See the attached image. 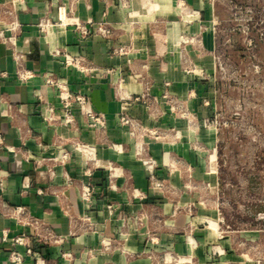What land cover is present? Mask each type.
<instances>
[{
    "label": "crops",
    "instance_id": "1",
    "mask_svg": "<svg viewBox=\"0 0 264 264\" xmlns=\"http://www.w3.org/2000/svg\"><path fill=\"white\" fill-rule=\"evenodd\" d=\"M12 1L0 0V33L11 39H0V264H12V250L24 255L22 264H36L26 245L13 244L21 234L44 264H262L259 231L225 229L214 197L217 135L205 125L216 91L214 0ZM61 5L69 16L106 20L113 35L81 40L71 27L56 26L44 37L40 19L56 20ZM14 48L32 72L27 81L17 77ZM56 49L85 57L93 70L66 67ZM46 73L86 94L104 126L88 122L77 105L75 127L61 124ZM143 93L150 110L134 100ZM47 104L55 108L52 124L43 117ZM124 110L157 137H130L119 121ZM146 159L161 189L151 186ZM88 183L90 204L80 196ZM16 206L25 208L22 222Z\"/></svg>",
    "mask_w": 264,
    "mask_h": 264
},
{
    "label": "rangeland",
    "instance_id": "2",
    "mask_svg": "<svg viewBox=\"0 0 264 264\" xmlns=\"http://www.w3.org/2000/svg\"><path fill=\"white\" fill-rule=\"evenodd\" d=\"M214 2L216 91L205 123L217 135L214 197L224 228L259 231L264 251V0Z\"/></svg>",
    "mask_w": 264,
    "mask_h": 264
},
{
    "label": "built area",
    "instance_id": "3",
    "mask_svg": "<svg viewBox=\"0 0 264 264\" xmlns=\"http://www.w3.org/2000/svg\"><path fill=\"white\" fill-rule=\"evenodd\" d=\"M15 1H23V0H13L12 4H15ZM120 4L122 5L121 1ZM68 14L69 13L66 11L65 7L61 5L58 8V16L56 20H52L49 17H43L42 19H40L38 26L43 36L44 37L49 36L50 31H53L54 27L56 26L71 27L81 40H84L91 35H99L104 38H109L113 35L114 32L113 27L106 20H102L98 22L92 19L82 20L77 17L69 16ZM0 39L5 43L11 41L10 38L3 37L2 33H0ZM117 50L118 52H124L125 49L124 47H120ZM14 55L18 63V69L16 72L17 77L22 81H27L32 76V72L25 70L23 68L22 61L24 59V53L22 52L21 49L14 48ZM53 55L61 57L62 63L66 67H72L84 73L91 72L93 70L92 67L88 65L86 58L83 56H73L64 49L54 50ZM45 84L56 93V97L58 98L61 104L62 107V114L60 118L61 124L68 125L70 127H75L76 121L73 113V107L77 105L81 111V114L88 122L95 121L97 123H100L102 126H104L105 116L101 113L96 112L93 109L90 99L86 94L74 92L70 88L65 78L57 76L53 73H46ZM134 100L144 103L149 110L153 106V101L148 93H143L142 95L135 97ZM169 102L171 103L172 109L175 110L176 106H175V102H173V99H169ZM54 112H55V108L53 104H47L45 113L43 114L44 120L47 123L52 124L55 122ZM119 121L121 125L127 129L130 137H132L135 141H137L139 137H142L144 135L150 136L151 138L157 137L158 131L145 127L142 121L139 118H137L132 112L125 110L122 111L119 115ZM1 138L2 137L0 135V140ZM75 149L84 153L88 157L92 156V148L87 144L77 143V145H75ZM143 149H144L143 144H139V145L137 144V152L139 155L142 154ZM68 157L69 155L66 152L57 160L60 163L64 164L65 160L68 159ZM144 163L150 173L151 186L154 189H161L163 183L162 180L158 179L155 176L154 166L152 161L150 159H146L144 160ZM4 184H5L4 177L1 176L0 177L1 190H3ZM80 196L84 202L90 204L92 202V196H93L92 185L89 183L83 184L80 189ZM2 205L8 207V204L6 202H3ZM14 211L16 213V219L18 220V222H22L23 219L21 218V214L24 213L25 208L23 206H16L14 208ZM27 224L36 227L38 225V221L36 219H31L30 221H27ZM36 236H37L36 240L40 242H44V239L39 234ZM54 241L58 242L59 239ZM13 244L26 245L27 255L33 257L36 260V264H44V260L41 257L39 251L33 249V247L28 243L27 236L23 234L15 236L13 238ZM24 260L25 257L21 252L17 250H12L10 252V256H9L10 263L22 264Z\"/></svg>",
    "mask_w": 264,
    "mask_h": 264
},
{
    "label": "bare ground",
    "instance_id": "4",
    "mask_svg": "<svg viewBox=\"0 0 264 264\" xmlns=\"http://www.w3.org/2000/svg\"><path fill=\"white\" fill-rule=\"evenodd\" d=\"M50 33H53V31H50Z\"/></svg>",
    "mask_w": 264,
    "mask_h": 264
}]
</instances>
